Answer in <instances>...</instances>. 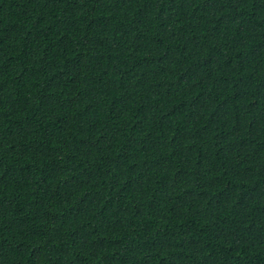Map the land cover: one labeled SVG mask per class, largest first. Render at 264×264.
<instances>
[{"label": "trees", "instance_id": "obj_1", "mask_svg": "<svg viewBox=\"0 0 264 264\" xmlns=\"http://www.w3.org/2000/svg\"><path fill=\"white\" fill-rule=\"evenodd\" d=\"M0 264H264V0H0Z\"/></svg>", "mask_w": 264, "mask_h": 264}]
</instances>
